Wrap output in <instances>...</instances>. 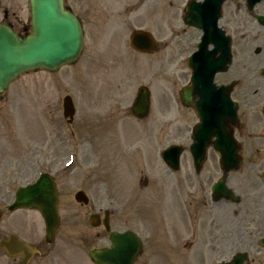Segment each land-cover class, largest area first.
<instances>
[{"label": "rangeland", "instance_id": "374dc122", "mask_svg": "<svg viewBox=\"0 0 264 264\" xmlns=\"http://www.w3.org/2000/svg\"><path fill=\"white\" fill-rule=\"evenodd\" d=\"M114 1L69 0L83 25L81 55L55 72L23 74L0 95V152L11 150L12 140H17L21 150L10 152V158H21L25 165L30 149L45 140L52 142L55 167L67 162V170L57 178L61 226L51 245L53 252L66 261L57 263L93 264L88 251L108 246L109 242L103 227H92L88 219L95 214L102 218L105 211L110 213L111 230H130L140 236L143 247L134 264L227 261L241 250L242 240L251 245L249 235L254 225L259 231L256 237L264 233V183L258 178L264 167V129L259 113L254 114L241 103L244 91L250 90L249 101L253 97L247 84L253 80L248 71L264 66V32L258 38L262 45L258 59L262 61L255 63L254 46L245 43L241 27L258 26L243 9L240 12L242 0L223 4L219 25L234 41L233 59L227 71L217 74L215 80L225 84L240 81L231 93L239 102L238 118L247 122L249 134L238 136L234 132L243 141L238 151L240 165L227 179V186L240 202L213 204L207 187L219 174L205 169L200 176L194 175L191 159L185 153L180 171L166 175L159 155L162 149L177 143L188 152L190 130L196 122L192 110L182 108L177 99V91L188 78L183 59L194 49L198 35L184 28L188 26L181 20L188 0H141V6L140 0H124L127 3L121 5ZM19 18L26 21L28 14ZM136 29L153 34L158 44L156 52L148 56L131 51L129 35ZM243 44L245 52L241 56ZM241 65H247L243 75L246 81L241 77ZM141 85L150 90L151 106L146 119L136 120L130 107ZM67 95L75 106L70 125L62 116V99ZM100 121L102 131L97 139L92 128ZM108 121L113 123L106 124ZM255 136L257 139L251 140ZM4 163L5 159L0 160V169ZM29 170L25 182L37 176L35 169ZM3 178L8 176L0 173V199L8 197V204L10 194L23 183L13 184ZM78 191L86 194L87 205L75 202ZM9 234L35 242L43 240L40 215L34 211L9 213L2 208L0 240ZM251 246L249 258L253 250L259 249L257 244ZM259 253L264 256V249ZM256 257L264 262V258ZM0 264L18 262L8 259L0 249Z\"/></svg>", "mask_w": 264, "mask_h": 264}, {"label": "water", "instance_id": "95a60500", "mask_svg": "<svg viewBox=\"0 0 264 264\" xmlns=\"http://www.w3.org/2000/svg\"><path fill=\"white\" fill-rule=\"evenodd\" d=\"M33 19V33L26 39H19L10 28L5 25H0V91H3L8 83L17 77L19 73L33 68H45L55 70L63 64L72 62L78 56L82 46V33L77 19L65 11L62 6V0H30ZM222 0L218 1L217 6L211 8L207 6L201 13L197 6H194L197 11L195 17L191 16L186 19L190 24L198 22L202 23V18L205 16L207 20H211V25L215 24V19L220 12ZM213 5V4H211ZM210 9V10H209ZM210 11V12H209ZM215 13V16H214ZM132 46L139 51L151 50L152 42L149 35L142 32H134L131 36ZM192 66H193V62ZM195 66V65H194ZM206 66L201 74L195 79V88L201 87L199 83L206 82L208 85L212 81L213 73L207 80L201 81ZM64 117H72L73 109L67 98L63 103ZM149 110L148 92L142 87L139 89L137 99L132 107V114L138 118L147 116ZM205 117V116H204ZM219 116L213 118L212 126H216ZM209 118L203 119V124L208 123ZM227 156H222L221 164L225 170L237 168L238 159L233 158L230 142L225 140ZM180 148L171 146L162 152V155L173 168H177L178 154ZM192 151H198V146ZM202 153V150H200ZM170 154V156H168ZM168 157V158H167ZM202 160L200 157H195V162ZM40 185L30 186L21 189L17 192L15 207L20 208H37L42 214L47 233L50 237L56 221V192L52 184H47L44 180ZM38 200V201H35ZM14 208V207H12ZM95 225L94 222H92ZM106 224V222H105ZM112 243L110 249L93 250L89 253L90 258L97 264H132L133 258L140 250V243L136 236L132 233L125 232L119 234L112 232L110 234ZM10 243H3L2 246Z\"/></svg>", "mask_w": 264, "mask_h": 264}, {"label": "flooded vegetation", "instance_id": "af4514ba", "mask_svg": "<svg viewBox=\"0 0 264 264\" xmlns=\"http://www.w3.org/2000/svg\"><path fill=\"white\" fill-rule=\"evenodd\" d=\"M65 2H66V0H65ZM3 3L4 4H3V7H2V12H3L5 20L8 19L9 16L17 17L18 15H21L23 13V7H22V4H21L22 0H4ZM242 9H243V12H244L245 16L251 22H255L256 25H258L256 20L254 19V16L258 15V14H264L263 13L264 0L261 1V2H258L257 4H255V6L252 9H249L247 0H242ZM184 28H191V29L194 30V28H192V27H184ZM197 31H196V29L194 30V32H196V33H197ZM241 32L245 33V43L246 44L249 43L250 46H254V49H255L254 50V54L256 55L254 57L255 58V62L262 61V59H258V55L260 54V51H261L260 48L262 46V45L258 44V38L259 37H263L264 27H260V26L259 27H241ZM242 36H244V34ZM246 44H243V51H242L241 56H243V54L245 52V45ZM246 63H248V61H245V64ZM245 67L247 68V65H245ZM251 90H253L252 99L249 101L247 91H250V90H246V91L243 92V94L241 96V103L244 106H246L248 109H251L254 114L255 113H259V115L261 116V119H262V128L264 129V115H263V110H264V75H262L261 72H257V86H256L255 89H251ZM232 131H234L238 136L248 135L249 134V128H248L247 122L246 121L237 122L235 124V126L233 127ZM236 138H237L239 143L243 142L238 137H236ZM255 139H257L256 136L255 137H251V140H255ZM252 145L248 144V146H252ZM240 146H242V143L240 144ZM245 147H247V143H245ZM239 149H241V147H239ZM36 154L40 155L39 159L45 160V162L42 163L43 165H47L49 167L54 165V162L51 161V160L54 159V158L51 157L52 156V151H49L47 153H41V152L32 153V156L29 157V161L27 162L28 165L30 163L35 164L34 157H35ZM46 160H49V161H46ZM217 160H218V157H217L215 152H208L207 156H206V159H205V162L203 164L204 165L203 166V170L204 169H209V170L212 169L213 172H215L214 171V167H215V170H216L217 169L216 166L218 165ZM30 161H32V162H30ZM17 162L18 161H16L15 163H17ZM13 166L15 167V170L13 172H11V173L25 174L29 170V168L26 169V170L23 169L22 167L19 168V166L17 164L13 165ZM52 168H54V167H51V169ZM197 176H199V175L197 174ZM261 176H262V178H261ZM258 178H259V180L261 182L264 183V174L261 175V173H260ZM208 180H211V179L208 178ZM209 184L212 185L213 182L211 183V181H210ZM212 197H215V195H211V191H209V198L211 200V203L215 204L216 202L217 203H219V202H229V201H227L225 199H219L217 201H214V200H212ZM239 202H240V200H239ZM262 202H264V194L262 195ZM258 232H259L258 231V226L256 224V225H254L253 232H251V235H249V237L252 238L251 245H254V244L258 245L259 237H256ZM238 238H243L244 239V237H242V236H239ZM255 238H257V239H255ZM251 245L248 244L246 239L242 240L240 242L241 250H236L234 252V254L227 261L232 260L233 256L236 253H246L247 254V260L243 264H264V262H260V259L256 257L258 255V256L264 258V256L260 255V253H259L261 250L264 249V247H260L258 245L259 249L258 250H253L254 251L253 257L249 258V254H250L249 251H250V249H252ZM47 255H48V253L45 250H42V251H40L38 256L41 257V259H46ZM20 259H22V257H20Z\"/></svg>", "mask_w": 264, "mask_h": 264}]
</instances>
